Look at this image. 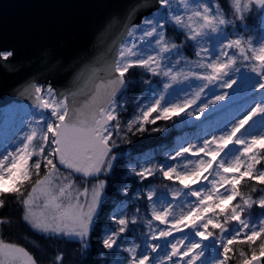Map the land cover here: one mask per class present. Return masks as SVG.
Instances as JSON below:
<instances>
[{"label": "snow or ice", "instance_id": "obj_1", "mask_svg": "<svg viewBox=\"0 0 264 264\" xmlns=\"http://www.w3.org/2000/svg\"><path fill=\"white\" fill-rule=\"evenodd\" d=\"M225 3L227 12L219 0H152L151 3L143 0L128 13L129 22L124 24L119 42L113 41L104 52L81 63L71 90L58 92L51 84H40L31 78L23 81L18 94H28L41 111L39 119L33 116L29 131L20 141L22 146L13 151L4 147L0 152V209L5 206L7 196L15 197L22 209V220L33 230L75 241L81 247V254L86 255L95 219L107 195L108 177L118 159L127 155L116 151L118 142H128V133H143L147 124L171 120L180 113L205 118L220 113L225 118L222 126L214 130L221 134H209L210 139L197 137L200 141L197 145L185 142L186 146L181 145L167 158L172 163L141 166L139 171L131 169V174L141 181L159 173L182 185L171 195L174 200H183L187 210L182 209L177 215L171 203L157 209L153 201L155 190L144 194L138 188L132 199L146 195L154 220L171 226L157 232L152 230V220L145 221L150 243L138 252L139 245L123 246L122 235L135 230L129 226L137 224V216L129 218L123 211L114 214L111 219L118 229H107L101 240L106 251L100 253L101 257L111 258L101 259L98 264H168L173 258L175 264L197 261L227 264L236 243L249 247L256 244L264 236V196L254 200L251 195L242 194L239 186L245 178L264 185V170L257 169L264 162V0H225ZM141 9L154 10L142 17L140 23H130ZM115 23L112 20L96 34L88 52L104 42ZM166 26L182 37L179 43L167 35ZM185 48L194 49L195 60L184 55ZM86 54H79L76 61ZM45 55L46 63L49 54ZM0 62L9 71L22 68L15 61L14 50H0ZM56 63L52 64L53 68ZM130 70H140L142 75L150 74L167 82L157 88L151 78L134 81L128 76ZM193 80L200 83L192 98L176 102L185 90L174 85L189 82L191 87ZM217 81H222L220 87L232 92L215 95L198 105L196 111H187ZM135 83L143 85L144 96L136 101L138 114L122 132L118 117L125 109L119 100L129 85ZM177 158L187 163L178 164ZM42 164L43 176L40 175ZM57 164L69 170V176L63 177L66 182L57 183ZM75 174L94 183L79 189L75 178H70ZM33 175L40 178L32 182ZM29 182L30 191H25ZM120 191L127 194L130 189L124 186ZM259 191L264 192V188ZM254 205L260 214L242 218ZM228 221L236 224L229 229L225 227ZM5 223L8 221L0 218V225ZM209 226L219 229V235L209 231ZM186 228L190 229L188 233L184 232ZM174 231L181 233V237L175 242L168 241L164 258L153 257L161 249L159 241L168 240ZM259 249V255L252 250L243 264H254L264 257V240ZM239 255L244 257L246 253L241 250ZM55 260L61 264L63 254ZM0 264H38V260L25 247L0 240Z\"/></svg>", "mask_w": 264, "mask_h": 264}, {"label": "water", "instance_id": "obj_2", "mask_svg": "<svg viewBox=\"0 0 264 264\" xmlns=\"http://www.w3.org/2000/svg\"><path fill=\"white\" fill-rule=\"evenodd\" d=\"M143 0H0V50H14L20 71H9L0 62V106L11 102L35 103L19 95L22 82L49 83L58 92L71 90L81 63L120 40L127 15ZM151 3L152 0H147ZM154 9H141L130 23ZM115 20L107 38L90 52L96 34ZM49 54L46 60V55ZM87 53L79 62L76 57ZM56 63L53 68L52 64ZM15 67V64L12 65ZM100 67V65H94ZM100 78H104L101 72ZM99 80H97V83ZM254 264H264V257Z\"/></svg>", "mask_w": 264, "mask_h": 264}, {"label": "trees", "instance_id": "obj_3", "mask_svg": "<svg viewBox=\"0 0 264 264\" xmlns=\"http://www.w3.org/2000/svg\"><path fill=\"white\" fill-rule=\"evenodd\" d=\"M219 3L227 12L228 9L225 0H219ZM251 22L252 21H248V23ZM166 28L168 29L167 35L175 37V42L179 43L182 37L178 36L170 26H166ZM184 55L190 59L195 58L194 49L185 48ZM128 76L134 81H139L141 79L148 80L150 78L154 82L160 81V78L150 77V74L142 75L140 70H130ZM143 91L144 88L142 84H130L129 90L125 93V97L127 100H130L140 95ZM198 123L199 122L192 125H179L175 117L167 121L158 120L155 124H147L145 126L146 131L143 133H128V142H118L119 148L116 151L118 153H126L127 155L118 159L113 173L108 177L109 183L106 188L107 195L98 214L95 228L91 233L89 240L90 247L86 255L81 254V247L75 241H68L63 237L46 236L33 230L22 220L21 217L23 213L21 206L13 196H7L5 198V206L0 209V218L8 221V223L0 225V240L24 245L37 258L38 264H56L55 257L60 254H63L61 264H83L85 260L87 264H98L101 259H110V256H100L101 252L106 251L101 246V240L104 238L108 224L113 222L111 217L117 204L123 200H129L131 205H137L136 199H132L136 190L138 188H146L154 184L155 180L161 181L163 178L157 173L156 176L141 181L138 177L129 174V169L127 167L128 161H134L147 151H155L157 154H162L165 151L177 149L182 140L203 134L206 128V121ZM155 128L162 129V131H153ZM133 132H135V129H133ZM58 169L60 172H64L69 176V170L60 165ZM257 169L264 170V162L257 165ZM77 176L78 175L75 174L74 177ZM34 180L35 175H33L32 182ZM30 185L31 182L25 186V191L30 190ZM124 186L130 189L129 193L125 194L120 191ZM239 187L241 193L244 195L258 197L264 193L259 191V189L264 188V185H259L257 182L250 181L247 178L241 182ZM253 188H256L257 191L254 192ZM145 196L146 195H144L143 199ZM261 240H264V236L258 239L256 244L251 247L247 244L236 243L233 246L234 251L231 254L232 258L229 260L230 264H243L245 258H250L252 250H255L256 254H259V244ZM241 250L246 253L244 257L239 255Z\"/></svg>", "mask_w": 264, "mask_h": 264}, {"label": "rangeland", "instance_id": "obj_4", "mask_svg": "<svg viewBox=\"0 0 264 264\" xmlns=\"http://www.w3.org/2000/svg\"><path fill=\"white\" fill-rule=\"evenodd\" d=\"M249 34L253 35V36L255 35V33H249ZM213 51H215L214 47H213ZM193 60H195V59H193ZM242 71H243V69H242ZM249 75H251V74L249 73ZM165 82H167L166 79L161 81L160 84H154V85L157 88H162V84ZM199 83H200L199 81L193 80V81H191V87L189 86V82H185L182 85H174V88H177V89L183 88L185 90L184 92H181L179 94V99H177L176 102L182 103L185 97L188 99H191L193 94L198 90L197 85ZM221 83H222V81H217L216 83L209 85L208 88H206L204 90V93L201 95L200 99L196 101V104H193L191 106V108L188 109L187 111H189V112L196 111L198 105H200L204 101H207V100L214 98L215 95L223 94L224 92H230V93L232 92V89L220 87ZM258 92H259V90H258ZM143 96H144V93L141 96H139L138 98H136L135 101L132 103V108L130 110L129 115L126 114L127 107L124 104V98H122L121 105L123 106V109H125V110L120 111L119 117H118L120 124H121L122 132L126 130V124L138 114V110L135 107V104H136V101L139 98H142ZM168 99H171V97L169 96ZM145 103H146V101H145ZM40 111L41 110L37 107L31 106L29 104H23V103H13L9 106H6V107L0 109V152H3L4 147H8L9 151H13L16 147L22 146V145H20V141L24 138L25 133H27L29 131V124L32 122L33 116H36V118L39 119V112ZM182 114L184 116L186 115L185 113H182ZM199 117H201V116H199ZM199 117L187 115L188 120H192L194 118H199ZM223 120L224 119L217 121L216 124H209L207 133H206L204 138L210 139L209 134H211V135L221 134L218 131H215L214 129L221 127ZM185 142H191L192 144L197 145V144H199L200 141L198 139H195V140H189V141H185ZM185 142L182 145L186 146ZM46 151H47V149H46ZM225 151H227V149ZM201 155H203V154H201ZM35 159H36V157H33V160H35ZM177 159L180 160V164L187 163V161L183 160V158H177ZM141 166L151 167V164L147 162L146 158H143L142 161L137 165V168L140 170ZM205 175H207V173H205ZM182 187H183L182 185L181 186H179V185L173 186L171 188L170 193H172L173 191L177 190L178 188H182ZM150 190H154V188H151ZM155 192H156V190H155ZM156 194L157 195L155 197H153V201L155 202L157 209L166 208L171 203L172 208L177 215L181 214L182 209H183V211L187 210L184 207V201L183 200H174L172 195H170V197H166L164 192H162V193L156 192ZM242 218H245V217L242 215ZM169 219H171V217H169ZM150 220L153 221V228H152L153 231L158 232L161 228H166V227L171 226L170 224L164 225L160 221L154 220V218L150 219ZM157 226H159V227H157ZM185 231H187V232H185ZM189 231L190 230H188L187 228L184 229L185 233H188ZM145 233L147 235L144 238L147 237V243L149 244L150 243V230L148 227H147V230L145 231ZM178 234H179V232L174 231L173 236L169 237L168 241L175 242L177 239H179V237L176 236ZM159 242L162 244L161 241H159ZM175 260H176V258H175ZM171 264H173V263H171ZM196 264H199V261H197Z\"/></svg>", "mask_w": 264, "mask_h": 264}]
</instances>
